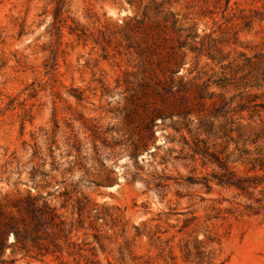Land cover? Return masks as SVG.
Returning a JSON list of instances; mask_svg holds the SVG:
<instances>
[{"label": "rangeland", "instance_id": "obj_1", "mask_svg": "<svg viewBox=\"0 0 264 264\" xmlns=\"http://www.w3.org/2000/svg\"><path fill=\"white\" fill-rule=\"evenodd\" d=\"M168 101L191 110L193 133L200 121L226 133L208 142L217 151L228 143L230 160L235 141L255 151L249 141L264 133V0H0V205L34 198L62 223L39 228L44 257L15 247L5 256L264 264V210L250 209L264 185L251 195L208 190L202 177L218 169L193 161L176 117L157 118L140 139L137 113ZM225 123L232 132L220 130Z\"/></svg>", "mask_w": 264, "mask_h": 264}, {"label": "trees", "instance_id": "obj_2", "mask_svg": "<svg viewBox=\"0 0 264 264\" xmlns=\"http://www.w3.org/2000/svg\"><path fill=\"white\" fill-rule=\"evenodd\" d=\"M173 84V83H172ZM185 89V88H184ZM165 103V102H163ZM170 108L166 107L165 104L161 106L153 107L151 112L144 110V114L137 113L140 117H143L142 130H140V139L143 141L145 137H150L152 135V128L156 125V119L160 118L162 121L165 119L172 120L174 117L177 118L176 121H172V125L176 132H179L180 127L178 124L184 125L188 134L191 137V142L185 140L184 144L191 151V157L193 161L199 159L202 166L212 165L216 166L218 171H212L206 176L202 177L201 184L205 186L208 190L211 189V184H216L218 186L234 188L241 192L242 194L251 195V190H255L258 186L264 185V175L257 176H239L235 169L230 166L232 163H241L245 166L247 172L264 171V149L261 147L264 145V133L258 134L253 140L249 141L251 145L256 147L255 155L246 146L248 140H243V144L239 147V142L235 141L234 152H238L233 160H230L233 153L228 152V143H226L220 151L216 150V144H209L208 140L213 137L216 139H222L226 137L227 134L223 131H215L214 124L210 121H200L199 125L195 128L193 133L192 129L189 127L187 121L188 115L191 110L184 107H178L176 104H172L170 101ZM221 113V110L217 108L215 110V115ZM179 120H182L179 122ZM233 123V122H232ZM227 123L220 126V130L225 129L229 132L233 131V128H225ZM241 126L236 127V131L240 132ZM264 131V130H263ZM223 132V135L216 137L217 133ZM204 135L205 138H202ZM240 136V135H239ZM139 174L136 172L132 175V180H135ZM148 183V182H147ZM264 192V189L261 190ZM264 197V196H263ZM257 203L256 209L251 208L254 214H258L261 210H264V198L256 199ZM9 207L11 210H9ZM0 205V264H15V258H8L5 256L6 249L9 247L17 248L16 251H25V255L30 258H42L48 254V249L41 247L37 244V233L39 228L45 224H48L50 229H55L59 224L56 218L57 214L54 209L51 210L46 204L39 206L37 200L34 198L27 197L25 204L20 205L19 203H12L11 206ZM14 209V210H12ZM15 211V212H14ZM30 225V226H29ZM29 227H32L30 229ZM35 232V234L32 233ZM53 232H56L53 230ZM13 236V241H9V236ZM29 242H32L31 246ZM37 248L38 252L32 251L31 248ZM45 249V254L41 252ZM12 254H15V250H12Z\"/></svg>", "mask_w": 264, "mask_h": 264}]
</instances>
